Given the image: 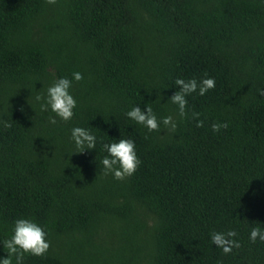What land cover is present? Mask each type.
<instances>
[{
	"label": "trees",
	"instance_id": "trees-1",
	"mask_svg": "<svg viewBox=\"0 0 264 264\" xmlns=\"http://www.w3.org/2000/svg\"><path fill=\"white\" fill-rule=\"evenodd\" d=\"M73 71L75 115L50 125L34 97ZM205 75L178 117L175 79ZM133 104L176 130L129 122ZM0 120V239L24 216L50 241L24 264H264L248 240L264 227V0H0ZM73 124L96 149L72 154ZM120 137L141 161L123 180L99 165ZM228 228L241 246L224 255L209 233Z\"/></svg>",
	"mask_w": 264,
	"mask_h": 264
},
{
	"label": "clouds",
	"instance_id": "clouds-1",
	"mask_svg": "<svg viewBox=\"0 0 264 264\" xmlns=\"http://www.w3.org/2000/svg\"><path fill=\"white\" fill-rule=\"evenodd\" d=\"M83 75L79 71H73L71 77L60 76L50 83L43 93H37L34 97L39 102L41 111L50 112L48 123L57 125L61 122H69L73 119L74 110L78 107V99L73 95V83L81 81ZM177 86L174 93L167 99L176 106L177 116L184 118L188 116V97L196 93L203 96L209 89L215 87V78L205 75L199 81L196 78L185 79L177 77ZM129 122L139 125L147 132L161 131L174 132L177 128V119L173 115L157 116L153 108L147 104L143 109L133 104L125 112ZM201 114L193 111L191 119L195 120L196 126L203 125V120L198 119ZM0 126L7 129L11 125L6 120H0ZM227 122L223 124L213 123L211 128L218 131L221 127L226 128ZM97 136L88 127L73 124L68 130V140L73 146V153H82L85 150L96 149ZM102 149L106 153L99 159V165L104 175H111L114 179L123 180L131 176L140 165L141 161L137 155L136 142L129 137H120L115 140L104 142ZM48 233L41 224L29 217H18L14 219L10 235L0 239V247L7 253L0 256V264H24L26 255L42 256L47 253L50 241ZM238 233L234 228L224 230H212L209 239L221 253L227 255L234 249H239L241 242L237 239ZM248 240L252 243L264 242V227L254 225L248 232ZM218 264H222L218 261Z\"/></svg>",
	"mask_w": 264,
	"mask_h": 264
}]
</instances>
